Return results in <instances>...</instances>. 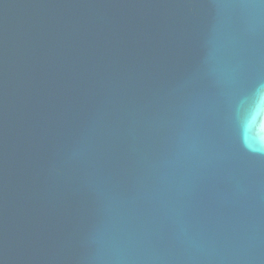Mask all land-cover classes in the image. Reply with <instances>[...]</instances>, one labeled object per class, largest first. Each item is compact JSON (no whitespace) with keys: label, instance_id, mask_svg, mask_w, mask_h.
<instances>
[{"label":"water","instance_id":"1","mask_svg":"<svg viewBox=\"0 0 264 264\" xmlns=\"http://www.w3.org/2000/svg\"><path fill=\"white\" fill-rule=\"evenodd\" d=\"M0 264H264V0H0Z\"/></svg>","mask_w":264,"mask_h":264}]
</instances>
